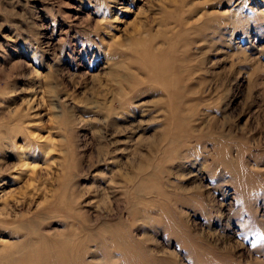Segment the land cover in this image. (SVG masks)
Returning <instances> with one entry per match:
<instances>
[{"label":"rangeland","instance_id":"obj_1","mask_svg":"<svg viewBox=\"0 0 264 264\" xmlns=\"http://www.w3.org/2000/svg\"><path fill=\"white\" fill-rule=\"evenodd\" d=\"M0 264H264V0H0Z\"/></svg>","mask_w":264,"mask_h":264}]
</instances>
